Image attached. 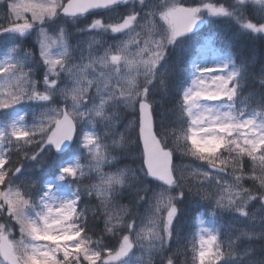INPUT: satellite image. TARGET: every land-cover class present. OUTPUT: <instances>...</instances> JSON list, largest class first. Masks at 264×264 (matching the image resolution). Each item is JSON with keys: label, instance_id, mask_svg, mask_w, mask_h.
<instances>
[{"label": "snow or ice", "instance_id": "1", "mask_svg": "<svg viewBox=\"0 0 264 264\" xmlns=\"http://www.w3.org/2000/svg\"><path fill=\"white\" fill-rule=\"evenodd\" d=\"M0 52V264H264V0H0Z\"/></svg>", "mask_w": 264, "mask_h": 264}, {"label": "trees", "instance_id": "2", "mask_svg": "<svg viewBox=\"0 0 264 264\" xmlns=\"http://www.w3.org/2000/svg\"><path fill=\"white\" fill-rule=\"evenodd\" d=\"M224 30H227V34L223 37L222 43L224 45H228L230 43V40H229L230 29L228 28V26H225ZM217 46L218 47L221 46V43H218ZM231 50L233 51L234 54H237V55H240L243 57H247L249 55V51L251 50V51L255 52V59L256 60L260 59L259 43L255 44V45H250V44H246L245 42L241 41V42H238L234 47H232ZM125 203H126V201H125ZM186 224H188V223H186ZM98 226L95 229V232H100L101 229H99ZM189 235H190V233H189Z\"/></svg>", "mask_w": 264, "mask_h": 264}, {"label": "rangeland", "instance_id": "3", "mask_svg": "<svg viewBox=\"0 0 264 264\" xmlns=\"http://www.w3.org/2000/svg\"><path fill=\"white\" fill-rule=\"evenodd\" d=\"M75 42V41H74ZM4 55V53L3 52H0V57H2ZM209 55H211V53H209ZM190 213L191 212H189L188 213V215L184 218V220H187V218L188 217H190ZM184 222V221H183ZM205 222H206V227H213V225H212V223H211V221L210 220H208V218L207 217H205ZM17 231V230H16ZM16 234V238L17 239H19V232H15ZM181 259H183V257H181Z\"/></svg>", "mask_w": 264, "mask_h": 264}]
</instances>
